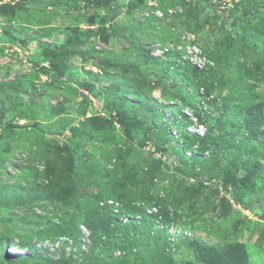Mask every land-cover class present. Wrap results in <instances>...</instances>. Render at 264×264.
<instances>
[{"label": "rangeland", "instance_id": "1", "mask_svg": "<svg viewBox=\"0 0 264 264\" xmlns=\"http://www.w3.org/2000/svg\"><path fill=\"white\" fill-rule=\"evenodd\" d=\"M216 5L0 0V264H264V0ZM188 33L220 59L213 144L158 87Z\"/></svg>", "mask_w": 264, "mask_h": 264}, {"label": "trees", "instance_id": "2", "mask_svg": "<svg viewBox=\"0 0 264 264\" xmlns=\"http://www.w3.org/2000/svg\"><path fill=\"white\" fill-rule=\"evenodd\" d=\"M213 7V9H216L214 6H210ZM223 16L227 17V14L225 11H221ZM233 12V10L231 11ZM213 13V12H211ZM201 28V27H200ZM250 35L249 36H243L244 39H246L247 43L245 44L246 46H253L255 47V50L257 51L258 48L264 47V43L263 41H257L255 40V38H253V36L255 35V33H252L253 30H250ZM256 32H258L256 30ZM259 33V32H258ZM264 35V28L260 31L259 35H255V36H260L261 39L263 38L262 36ZM251 46L249 47V49L251 48ZM259 55V53H258ZM210 57L212 58V60H214L216 62L217 65L220 64V59L214 55H210ZM259 58H262L259 63H258V69H249L247 70L246 74H243V76L245 77L246 81H250L253 80L259 76H263L264 77V58L261 56H258ZM217 67L215 68H210L209 70L206 71H199L198 69H196L194 66L191 65H180L179 67L177 66L175 68L174 71H176V73L178 71H184L183 73H179L180 75L178 76L177 74H174V78L178 81V83L180 84V86L176 85V86H158L160 89L164 90V91H168L170 89V91H173L175 93H173L176 99L184 102L185 104L188 105V102H191L192 106L197 110L198 112V122L199 124L205 125L207 126L206 128V133L204 135H198V134H192L190 132H188V136H191L192 138L198 140L199 142L203 143L205 142L206 144H213L216 143L217 140V135H213L214 132L218 129V127L221 126V124H223V115L226 113V111L228 110V107L225 106L224 104L221 103L220 99H216L213 98L211 100H207V97H210L212 91H216L217 87H214V82L217 78ZM191 75H194L195 78H191ZM199 80L203 81L204 86L206 87V93L205 96H202L200 98L199 92L200 89L203 85L199 84ZM212 81L213 83L212 86H208L207 82ZM193 85V86H192ZM194 87V94H191L190 91H188L189 87ZM205 90V89H204ZM202 99H205V103H202ZM222 104V105H221ZM191 106V107H192ZM211 106H214L218 111L219 114L216 117V119H212L213 116L210 110ZM253 111L250 112V116H256V114L259 112L261 105L260 104H256L254 107H252ZM212 114H211V113ZM249 113V112H247ZM181 118L182 120H189L190 118L188 117V115L184 112H180ZM215 116V115H214ZM203 120V121H202ZM128 132H131V129L127 127ZM171 134V133H169ZM262 134L264 135V132H262ZM196 149V148H195ZM196 153H198V150H194ZM217 151L213 152L214 158H218L217 157ZM196 155V156H195ZM193 157H185L187 159H191L194 163H198L199 161H210L209 160V156H201L200 154H195ZM199 170V169H198ZM223 185L227 187L226 183H223ZM218 190V188L216 189ZM113 206L108 207V209L110 210L109 212L111 213L113 211ZM117 222V221H116ZM15 258V257H14Z\"/></svg>", "mask_w": 264, "mask_h": 264}, {"label": "clouds", "instance_id": "3", "mask_svg": "<svg viewBox=\"0 0 264 264\" xmlns=\"http://www.w3.org/2000/svg\"><path fill=\"white\" fill-rule=\"evenodd\" d=\"M241 2H239L237 5H235V7H237V6H239V5H241V3H242V1L243 0H240ZM235 7H233V8H231V9H229V10H222V9H220L221 11H225L226 12V14H227V18H230V16H231V11L232 10H234L235 9ZM215 8L216 9H218V7H217V5L215 6ZM188 34H192V33H188ZM193 35H195V34H193ZM196 37V39L191 43L192 45H195V46H197V47H199L202 51H203V55L207 58V63L204 65V67L203 68H198L196 65H194V64H191V63H189V62H186L185 64H183L182 62H179L180 64H178V65H174L175 67H179L180 65H191V66H194L196 69H198L199 71H206V70H209L210 68H215L216 67V62L214 61V60H212V58L210 57V55H211V53H208V51H204V49H203V47L200 45V43L199 42H197V36H195ZM179 57L180 58H182V55H179ZM178 61H180V59L178 60ZM174 69V68H173ZM192 91V90H191ZM193 92V91H192ZM199 95H200V98L202 97V96H205V90H204V88L203 87H201V89H200V92H199ZM211 99H213L212 98V96H210V97H207V100H211ZM205 99H202V103L204 104L205 103ZM182 112H184V113H186L187 115H188V117H191V121L194 119V118H192V116H190V114H189V112H188V110L187 109H185V110H182ZM180 117H181V115H180ZM196 125H197V127H196ZM205 128V125H202V124H199L198 123V121H196V124L195 125H191L189 128H188V132H190V133H192V134H198V135H204L205 133H201V131L203 130ZM195 148H197V147H195ZM187 153H189V152H187ZM194 153L195 154H197L195 151H194ZM188 155V154H187ZM193 155H191V156H189V157H192ZM109 203V202H108ZM115 204H111V206H114ZM116 205H118V203L116 204ZM155 209V208H154ZM154 213V211L153 210H148V214L149 215H154L153 214ZM124 217V216H123ZM123 217H121V218H119L118 220H117V222L118 223H123V224H125L126 222L124 221V219H123ZM128 218V220L129 219H131V221H135V219L134 218H132V217H127ZM154 221H155V219H154ZM171 230V229H170Z\"/></svg>", "mask_w": 264, "mask_h": 264}, {"label": "built area", "instance_id": "4", "mask_svg": "<svg viewBox=\"0 0 264 264\" xmlns=\"http://www.w3.org/2000/svg\"><path fill=\"white\" fill-rule=\"evenodd\" d=\"M239 2L240 0H215L217 7L219 6V9L222 10H229L235 7ZM183 38H185L189 44L185 45L183 48L184 54L179 62L183 64L189 62L196 65L198 68H203L207 63V58L203 55V51L199 47L191 44L196 39L195 35L187 34L183 36Z\"/></svg>", "mask_w": 264, "mask_h": 264}]
</instances>
